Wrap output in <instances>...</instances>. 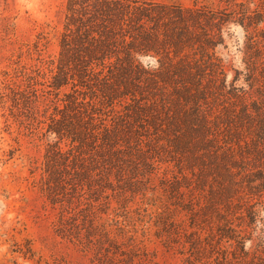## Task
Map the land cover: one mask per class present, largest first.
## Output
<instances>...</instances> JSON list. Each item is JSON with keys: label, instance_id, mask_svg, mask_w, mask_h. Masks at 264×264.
<instances>
[{"label": "rangeland", "instance_id": "1", "mask_svg": "<svg viewBox=\"0 0 264 264\" xmlns=\"http://www.w3.org/2000/svg\"><path fill=\"white\" fill-rule=\"evenodd\" d=\"M0 264H264V0H0Z\"/></svg>", "mask_w": 264, "mask_h": 264}, {"label": "trees", "instance_id": "2", "mask_svg": "<svg viewBox=\"0 0 264 264\" xmlns=\"http://www.w3.org/2000/svg\"><path fill=\"white\" fill-rule=\"evenodd\" d=\"M143 15H145V14H143ZM146 16H148V15H146ZM140 21H141V19H140ZM71 23H69V25H70ZM68 26V25H67ZM91 37V33H88V38L87 39H89ZM80 38V40H78L80 43H81V45L83 46V47H87V46H84L85 44H84V38H82V37H79ZM89 42H91V41H89ZM69 45V44H68ZM63 49H64V44H63ZM93 59H96V58H93ZM86 61V59H84L83 60V63ZM61 62H62V64H67V62H64V60L63 59H61ZM91 63H93V60L90 62V64ZM82 67V66H81ZM81 72V74H83V71L82 70H80Z\"/></svg>", "mask_w": 264, "mask_h": 264}]
</instances>
